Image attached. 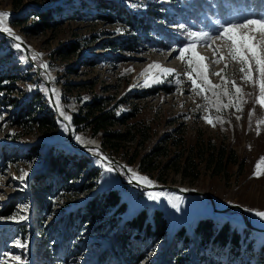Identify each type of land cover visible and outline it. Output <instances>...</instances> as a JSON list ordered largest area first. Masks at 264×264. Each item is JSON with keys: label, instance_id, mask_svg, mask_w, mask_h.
<instances>
[{"label": "rangeland", "instance_id": "1", "mask_svg": "<svg viewBox=\"0 0 264 264\" xmlns=\"http://www.w3.org/2000/svg\"><path fill=\"white\" fill-rule=\"evenodd\" d=\"M18 1L20 8L15 10L13 6ZM112 1L127 14L150 16L146 31H132L123 14L105 8ZM220 3L225 9L224 19L218 14L216 0H204L201 5L198 0H0V12L9 14L8 27L38 56L30 53L32 61L39 67L48 66L42 67L44 70L38 76L21 48L18 50L15 43L0 34V74L15 77L13 82L6 80L0 84V264H17L14 257L20 258V264H98L102 256V264H128L124 260L111 262V252L108 253L122 235L128 237L126 248L121 251L116 245L112 250L132 259L130 264H177L176 258L199 264L201 253L210 255L211 264H264V258L258 262L264 233H243L239 215L213 213L206 199L177 193L168 197L179 210L169 209L165 197L149 200V191H141L129 182L128 169L149 178L153 185H160L154 179L161 175L165 185L209 194L219 209L242 207L255 227L264 228V220L254 215L264 211V176H253L256 163L264 157V125L257 135V120L264 118V109L255 104L258 90L242 82L238 64L226 61V76L242 88L247 103L242 104L243 110L239 112L234 107L217 111L214 104H206L202 96L194 95L184 76V65L176 59L178 49L191 39L190 33L215 35L225 23L264 16V9L257 16L250 4H232L227 0ZM54 8L60 26L31 32L36 18L30 13ZM100 15H110L112 21ZM22 17L27 18L26 22L17 24ZM73 47L76 52L68 54ZM213 47L227 55L222 41H216ZM197 51L208 57L211 73L224 68L225 62L211 63L213 53L209 47L200 46ZM153 63L175 72L161 77L162 82L144 86L141 73ZM210 80L213 84L221 83L219 76L210 75ZM43 81L58 94L59 111L64 116L85 119L94 105L102 106L120 121L110 131H129L135 140L118 144L114 148L117 151L103 149L100 135H91L85 126L77 132L72 127L74 144L84 148L76 150L67 143L66 127L55 114L48 130H41L36 121H49V109L54 113ZM227 87L234 93L231 84ZM208 96L215 99L211 93ZM53 99L57 104L56 95ZM228 99L221 95L223 104ZM25 101L31 104L17 117V106ZM250 111L255 113L251 121ZM206 115L213 118L215 127L205 123ZM77 135L92 143H78ZM208 143L233 150L242 167L230 165L225 175L211 176L195 157L197 150ZM70 149L90 159L83 172L75 173L71 167L72 176L67 172L72 164H67L65 172H60L62 165L53 168L59 166L54 161L70 153ZM97 150L107 160L112 158L118 163L112 172H106V164L92 157ZM147 156L158 167L149 176L139 172V159L147 160ZM131 157L136 158L129 165ZM190 163L199 164V171L189 169L183 179L176 170ZM111 190L119 192L126 212L120 215L113 209H97V205L95 216L82 222L79 217L84 214V206L93 199L98 202ZM143 211L149 213L151 225L154 212L163 213L169 222L166 239H137L123 230L126 221ZM208 218L217 228L229 224L249 247L244 245L239 254L229 252L227 256L225 249L208 252L199 247L196 251L199 240L193 228ZM181 226L191 238L187 251L172 241ZM17 242L24 246L17 247ZM62 243L63 248L59 246Z\"/></svg>", "mask_w": 264, "mask_h": 264}, {"label": "trees", "instance_id": "2", "mask_svg": "<svg viewBox=\"0 0 264 264\" xmlns=\"http://www.w3.org/2000/svg\"><path fill=\"white\" fill-rule=\"evenodd\" d=\"M227 2L232 4H239L243 3L246 5H251L252 9L254 11L255 15H260L262 10L264 9V0H227ZM112 5H108V10H112L115 13L123 14L125 18V22L130 25V28L134 32H141L146 31V28L144 29L145 25L149 24L150 16L147 17H140L139 15L130 13L127 14L124 11V8L118 5L116 2L112 1ZM198 3L201 5L204 3V0H198ZM217 4V10L218 14L221 18H225V9L222 7L220 0H216ZM21 2L18 1L13 8L16 10L20 8ZM58 8V7H57ZM56 8V9H57ZM56 9H46L41 12L33 11L30 13L32 17L36 18V21L33 22L31 26V32H43L47 29H52L54 27H58L61 24V20L56 17H54V13L56 12ZM100 18H103L105 20H111L112 18L110 15H100ZM27 18H20L18 20L17 24H21L22 22H26ZM144 33V32H143ZM166 33V31L164 32ZM167 34V33H166ZM127 51H130L131 49H126ZM68 54H73L76 52V48L73 47L68 51ZM6 80H9L11 82L15 81V77L9 76V75H2L0 74V84L2 82H5ZM31 104L30 101L23 102L19 107L17 106V112L16 116H20V113L26 109ZM51 112L49 121L44 119H39L36 122H40L39 128L41 130L47 131L48 125L51 124V119H54V113L49 109ZM116 122H120L119 120H116L112 113L105 111V109L102 106L95 107L94 109L90 110L87 114V117L85 119L78 118L76 116L71 117V125L75 132L78 131V128L81 126H85L89 128L91 135L101 136V144L103 146V149L109 148L110 150L118 147V144L124 143V142H131L132 140H135V136L131 135V132L126 131L123 133H117L110 131L109 128L113 127ZM157 149V148H156ZM117 151V149H114ZM70 153H65L62 157H59L58 161H54V165H59L58 167H53L54 169L62 167L64 169H61L60 172H65L67 168V164H72L67 168V172L70 173L73 171L76 173L83 172L87 169V166L90 164V159L83 156L82 154L70 149ZM195 157L199 158L198 162L199 164H202L203 168L210 173L211 176H220L225 175L227 173V169L230 165H239V167H242V163L238 161L236 153L226 148L225 146H215L211 143L203 145L201 149L197 150V153H195ZM136 157H131L127 161V164L131 165L134 163ZM145 159H139V172L141 174L145 175H151L152 172L156 171L158 167L152 165L153 164V158L148 157ZM196 164L194 166L193 163L185 164L182 167L178 168L176 170L177 174H179L183 179L187 176V171L191 169L193 172H198V165ZM73 169H72V168ZM65 170V171H63ZM91 176V175H89ZM96 176V175H95ZM94 176V177H95ZM157 183L160 184H166V180L163 179L161 175H158L154 179ZM99 207H98V206ZM96 206L97 209H113L115 213L117 214H124L126 212V205L122 202L121 197L119 195V192L117 190H111L108 191L106 194H103L100 197V200L96 202L95 199L91 200L84 206V214L81 215L79 218L82 222H85L88 218H92L95 216L96 212ZM78 213L75 214V216ZM78 216V215H77ZM150 215L146 211L138 213L134 218H132L129 221H126L123 226V230L128 231L131 234H134V237H140L139 239H152L154 241H160L167 238L169 233V222L161 213L160 211H155L152 215L153 219V225H151L148 221ZM123 232V231H122ZM249 230L245 229L243 227V233L247 234ZM251 232V231H250ZM193 234L198 238L197 243V249L199 247L206 248L208 252L213 249H225L227 256L232 252H235L236 254H239L242 252L244 245L246 248H248V244L246 245V240L242 238L239 232L234 231V229L231 228V226L227 223L222 224L219 228L216 226L214 227L213 220L211 218L200 220L193 228ZM128 236V235H127ZM142 236V237H141ZM66 237V235H65ZM175 243L178 242L180 244L182 251H187L189 247V240H191L190 235L188 234L187 230L184 226H181L176 230V232L173 234V238ZM128 240V237H124V235L117 237V243L115 242L111 250L108 252L110 254L111 252V262H126L130 264L131 260H127L126 257L123 256L122 253H114L112 250L115 248V246L121 247V251L126 248V242ZM65 242V240H64ZM64 243L60 244L59 246L63 245ZM64 245L62 246V248ZM61 248V249H62ZM60 249V247H59ZM131 251V250H130ZM131 254V252H130ZM132 255V254H131ZM133 256V255H132ZM264 258V246L260 248V251L258 253V262H262ZM124 260V261H123ZM187 259H181L176 258L175 262L177 264H187ZM103 256L99 259L98 264H102ZM109 264V263H108ZM199 264H211V258L209 254L201 253V258L199 260Z\"/></svg>", "mask_w": 264, "mask_h": 264}, {"label": "snow or ice", "instance_id": "3", "mask_svg": "<svg viewBox=\"0 0 264 264\" xmlns=\"http://www.w3.org/2000/svg\"><path fill=\"white\" fill-rule=\"evenodd\" d=\"M9 14L7 12H0V33L7 34L12 40L17 43L14 45L18 50L21 48V38L15 35L10 27H8ZM183 28V25L180 26ZM191 39L178 49V55L176 59L180 60L184 65V76L191 84V90L196 96H202L206 104H214L217 111L221 108L234 107L236 111H242V104L247 103L244 99V93L241 87L237 86L236 81L229 80L226 76L225 70L228 67L226 61L230 60L239 65V73L241 74V80L244 83L252 85L258 90V95L255 97V104L261 109H264V16L256 18H246L241 22H229L222 25L215 35H210L208 32L190 33ZM216 41H222L227 48V55L221 54L220 48H214L213 44ZM206 46L212 50L213 56L211 63L219 64L225 62L224 68L220 72L211 73L208 57L199 54L198 47ZM177 51L176 49H173ZM35 58V57H34ZM41 67L47 69V65H41ZM175 72L174 69L164 68L159 64L153 63L146 68L141 75L145 77L144 86H150V83L162 82L161 77L171 76ZM157 73L158 75H153ZM210 75L219 76L221 78L220 84H213L210 80ZM179 77H177V83H179ZM231 84V88L234 93L229 91L227 85ZM214 97L211 100L208 96ZM53 95L57 96V107L59 106L58 94L55 90L52 91ZM221 95L229 97L228 103L223 104L221 102ZM199 108L200 105H197ZM207 110V109H205ZM254 111L249 112V120L254 115ZM61 115H64L61 112ZM66 120H71V117L64 116ZM205 123L215 127L213 118L210 115L203 117ZM220 120L219 117L216 118ZM240 119L239 116L236 117ZM223 123L222 120H220ZM264 125V118L257 120V135H260V126ZM68 131V128H65ZM75 140L78 143L87 144L91 141H84L80 136H75ZM99 156L101 161H104L106 157L101 155L97 150L95 152ZM106 172H112L114 169L110 165L104 166ZM129 182L135 181L137 184L151 188L153 182L147 178L132 172ZM26 175V174H24ZM253 176L260 178L264 176V157L256 163ZM24 177L21 176V179ZM149 200H159L162 197H166L167 193L149 191L146 193ZM179 199V198H177ZM171 203V199L169 200ZM172 206L179 210L177 204L173 203ZM255 216L264 220V211H257ZM23 219V217H21ZM17 247H23L21 243L17 242ZM17 264H20V258L14 257Z\"/></svg>", "mask_w": 264, "mask_h": 264}, {"label": "water", "instance_id": "4", "mask_svg": "<svg viewBox=\"0 0 264 264\" xmlns=\"http://www.w3.org/2000/svg\"><path fill=\"white\" fill-rule=\"evenodd\" d=\"M2 35H4L5 37H7L8 39H10L13 43H17L15 40H12L7 34L5 33H0ZM22 41V38H21ZM21 50L22 52L25 54L26 59L33 64L36 74L39 76L40 73L43 71L42 67H39L36 63H34L30 57V51H28V46L24 43V41H22L21 43ZM44 85H46L47 91H48V96H49V101H50V105L54 111L55 117L58 121H60L65 127L68 128L67 131V138L66 141L67 143L76 150H84V148L82 147H76V145L73 142V137H72V125L70 124L69 120H66L64 118V115H61L60 111H59V107H57V104L54 102L53 99V94H52V89L49 87V84L47 81H43ZM92 157H94L96 160H100L99 156L96 154H92ZM104 165H110L114 168V165H117L118 163L112 159V158H107L104 161H101ZM127 174V172H125ZM119 176V181L122 184V177L118 174ZM131 184L137 188H139L141 191H157V192H161V191H170V192H174L177 193L178 195L184 196V197H201L206 199L212 209L213 213H217L220 215H230V214H236L239 215L242 219L243 222V227L249 231L252 232H257V233H264V228H257L255 227L250 219L249 214L240 206L237 205H232L228 208L225 209H219L216 207L215 201L212 198V196H210L209 194L206 193H202V192H198V191H189L188 189H183L182 187H178V186H171V185H165V184H160V185H153L151 188L149 187H145L143 185L137 184L135 181H132ZM173 228V224L171 226V229Z\"/></svg>", "mask_w": 264, "mask_h": 264}, {"label": "bare ground", "instance_id": "5", "mask_svg": "<svg viewBox=\"0 0 264 264\" xmlns=\"http://www.w3.org/2000/svg\"><path fill=\"white\" fill-rule=\"evenodd\" d=\"M22 41H23V39H22ZM13 43V42H12ZM28 51H30L33 55H35L36 56V58H38V56L36 55V53L33 51V50H30V48L28 47ZM44 70V69H43ZM61 113V112H60ZM72 134V137H73V132L71 133ZM101 162V161H100ZM161 192H164V193H167V196L164 198L165 200H166V205H167V207L170 209L171 207L174 209V207L172 206V201H171V203L169 202V200H170V198L168 197V195L170 194V193H174V192H170V191H161ZM171 212V211H170Z\"/></svg>", "mask_w": 264, "mask_h": 264}]
</instances>
